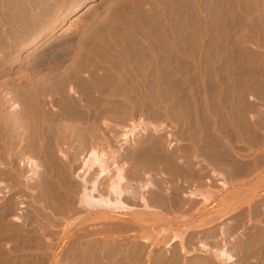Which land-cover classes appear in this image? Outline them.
<instances>
[{"label": "rangeland", "instance_id": "obj_1", "mask_svg": "<svg viewBox=\"0 0 264 264\" xmlns=\"http://www.w3.org/2000/svg\"><path fill=\"white\" fill-rule=\"evenodd\" d=\"M65 41L67 58L57 51ZM0 46V97L13 99L12 107L26 99L14 94L38 83L39 75L69 72L66 90L83 110L91 105V120L98 118L90 131L77 124V134L55 136L54 153L67 157V166L52 173L53 197L45 198L38 183L0 181V215L14 204L5 218L15 233L10 236L30 239L15 244L1 231L0 264H222L199 247L216 250L221 243L233 264H264V0H0ZM59 78L49 82L63 83ZM90 84L101 90L92 99L82 91ZM131 129L135 143L120 145ZM136 143L154 159L173 157V167L188 176L177 181L155 172V187L146 191L141 187L149 173L133 179L137 196L125 202L134 210L125 213L82 208L90 150L132 154ZM96 168L87 180L97 176ZM207 188L212 198L204 205L190 196ZM138 193L165 200L144 209ZM221 227L230 230L224 238ZM161 232L167 238L157 239ZM172 232L183 243L168 245Z\"/></svg>", "mask_w": 264, "mask_h": 264}, {"label": "bare ground", "instance_id": "obj_2", "mask_svg": "<svg viewBox=\"0 0 264 264\" xmlns=\"http://www.w3.org/2000/svg\"><path fill=\"white\" fill-rule=\"evenodd\" d=\"M31 41H33V40H31ZM60 43H58V44H60ZM68 43L66 41L65 42H62L60 44L62 48H59L60 45L59 46L56 45L57 46V51L59 50V53L64 54L63 55V58L64 57L67 58V54H68L67 53V50H68L67 45H68ZM65 47L67 48V50L64 49ZM55 50H56V48H55ZM60 60H62V59H60ZM41 62H43V61H41ZM33 73H35V72H33ZM59 73L60 72H57V73H51V72H49V73H45L44 75L43 74L42 75H39L40 74V72H39L38 73V75H39V77H38L39 78L38 83H36V84H31L30 83L29 86H26L25 87V89H23L21 91H18V94H14V95H17L18 98H19V94H21V93L26 96V99L25 100L24 99L23 100L21 99L22 102L18 106L12 107L13 106V102L11 104V100H13V99L8 100L7 98H1L0 97V168L2 169V170H0V181L2 180V181H6V182H10L12 184H15L16 182H19L21 179H23V182H25L27 180V181L33 182L34 185H36V183H38L39 185L41 184V188L43 189L42 192H44L45 198H50V195L52 194L51 193L52 190L49 191V189H50L49 184L54 181V177L55 176H53V174H52L54 172V170H55V172H56V170L59 171V175H60V173H62L61 171L64 170V167L67 166L66 165L67 163H65V162H67V159H66L67 157L66 158H63L62 157L63 160H59L60 157L58 159L57 156H56V154L54 153V149L53 148L54 147L56 148L59 145V137L57 138L55 136L56 135L57 136L59 135L61 137L64 136V134L66 132L71 131V130H75V127H76L77 124H79V125L81 124L82 127L84 126V130L90 131L92 129L91 127L94 126L95 123H97L96 122L97 121L96 120L97 117H95L94 119L91 120V118L93 117L92 114L90 113L91 112V107H89L91 105H88L87 106L85 104L86 106H83V108H84V110H83L82 107H80V105L79 106L77 105L76 101L70 95L71 92H72V90L70 88L69 89L67 88L68 91L66 90V85L67 84L65 85L66 82L64 80H65V78H67V79L69 78V72L68 73L61 72V74H59ZM76 76H77V74H76ZM58 77H60L61 79H63V81H62L63 83L56 82V84H54V82L53 83L52 82H49L50 80H52V79L54 80L55 78H58ZM75 79H78V77L75 78ZM82 88H83L82 91L84 93V96L85 97H88L89 99H92L91 97L93 96V93L96 92V89H98L96 86H92V85L91 86L82 87ZM74 90H75V88H74ZM99 91H101V90H99ZM76 92L73 91V93H75V94H76ZM96 93H98V91ZM23 98H24V96H23ZM54 98H58L57 105H55V106H54V103H53V99ZM45 99H49L50 102H52L53 104L51 103V105H47L45 103L46 101H44ZM91 104H92V102H91ZM9 106H10V108H8ZM100 127H101V125H100ZM146 130H148V129L143 128L142 129V132L140 133V135H144V133L146 132ZM135 131H136V129H133V130L131 129V130H128L127 132H125L124 134H122L121 141H123V143L120 144V145H126L128 142L130 143V141L133 140L134 137H135L134 136L135 135ZM77 133L78 132L76 131V134ZM92 133L90 135H92ZM68 134L70 135V133H68ZM90 135H88V136L85 135V136L86 137H89V139H90V137H91ZM93 135H95V133ZM72 136H73V134H72ZM188 136H189V134H188ZM77 137H79V136H77ZM139 138H140V136H137V138H136L137 142L141 141V139H139ZM77 139H79V138H77ZM86 140H88V139L86 138ZM81 142H83V141H81ZM131 142H133V141H131ZM65 143H66V141H65ZM68 143H70V142H68ZM78 143H80V142H78ZM133 143H135V142H133ZM154 143H155V141H154ZM136 144L137 145L134 144L135 146H133V147H134V149L137 148V150H136L137 152L132 153L133 156H130V155H128L126 153V154H123V155L121 154L119 156H116V158H115V152H114V155L112 153L111 154H107L106 153L107 154L106 155V154H104L102 152L90 150V153L88 154V157H89V160L90 161H89L88 165L85 166V163H86L85 162L84 163V166H83L84 168H86V172L87 173H84L85 175L83 174L84 176L81 177V181L84 183V186L82 184L83 187H82V189L80 191L79 203L82 206V208H84L87 211L97 212V213H101V214H104V213H125V212H128V211L134 210L131 206H128L126 204V202H125V197H127V195H131L132 196V195H135L137 193L136 192V188H133L131 186L132 185L131 182L133 181V179L134 180H137V181L139 179V181H140V177L142 175H144L145 173H149V174H147V177H146V179L149 180V182L147 181L146 186H142L141 187V189L145 190L146 187L149 188V186L155 185L154 182H151V177L152 176L150 177V175L151 174L153 175V173H155V172H159L158 174H160V172H164V174L166 173L168 175V178H173V179L176 178L177 181H179L181 178L183 179V178H186L188 176V173H184V171H182L183 169L179 171L177 168H174L173 167V162H172L173 161V159H172L173 157L172 158H169V157H166L165 156L164 158L161 157L160 159H154L150 155L147 156L146 154H143L141 152V150H139V148H138V146H139L138 143H136ZM89 145H93V141H92V144L90 143ZM91 148L92 147H90V149ZM57 149H59V146L57 147ZM84 149H85V147H84ZM77 150L79 151V149H77ZM60 151H57L56 150V152H59V153H60ZM116 154H118V152ZM58 156H61V153ZM33 157L36 158L37 161L34 160ZM118 157L122 158L121 161H124L125 159L129 160L128 161V164H121V165L118 164V166H116L115 165L116 164L115 160L118 162V160H117ZM174 157H175V155H174ZM184 157H186V155ZM94 165L98 168L97 176L96 177H93V179H91V181H89V180H87V177L89 176L88 175L89 172L91 170H93ZM70 167H68V168H70ZM70 169H72V167ZM179 169H181V168H179ZM241 174H242V172H241ZM192 176H193V174H192ZM76 177H77V175H76ZM191 179L194 180V178H192V177H191ZM100 180H101V182H102V180L107 181V195L106 196H103L101 190L99 189ZM262 180H264V179L262 178ZM61 181H63V178H62ZM190 181H192V180H190ZM87 183H89V184H87ZM263 183H264V181H263ZM7 184H9V183H7ZM55 184H53V185H55ZM138 184L140 185V183H138ZM27 185H28V183H27ZM34 185H33V187H34ZM259 185H260V182H259ZM11 186L13 187V185H11ZM222 186L223 187H226V185L224 183L222 184ZM15 187H16V184H15ZM61 187H62V185H61ZM153 187H155V186H153ZM25 189H27V188H25ZM38 190L40 191V189H38ZM139 190H140V188H139ZM154 190H155V188H154ZM39 191H38L37 194H39V193L41 194V192H39ZM35 192H37V189H36ZM61 192H59V193H61ZM55 196H57V193L55 194ZM136 196H137V194H136ZM190 196L193 197V198H198V200L200 199L202 201V205H204V204L208 203L210 201V199L212 198V190H211V188H207V189L203 190L201 193H198V194L195 192V190L192 191V192L190 191ZM62 197H63V195H62ZM170 197H172V196H170ZM138 199H139L138 201L141 203V205H142V207L144 209L149 208V205L152 204V202L154 204L155 203H157V204L158 203H161V205H162L163 200H165V198H163L162 195H159V196L156 195V198L153 197L152 200L151 199L148 200V198H145V195H142L141 196L140 193H138ZM166 200H167V198H166ZM166 202L167 203H170L171 200H167ZM59 204L60 203L58 202V208H59V206L61 208V205H59ZM37 205H39V204L37 203ZM167 205H169V204H167ZM12 206L9 205L8 208H7V210H6V212L4 211L5 213L1 214L3 216L0 215V233H1V231H3V234H5V236H6V234H9V236H10L11 235L10 234L11 232H12V234L14 233V230H12V227L6 225V223H5L6 216L7 215L14 214V209H13L14 207H12ZM43 206H45V205H43ZM63 206H64V204H63ZM47 210H45V211H47ZM56 212H57V210H56ZM54 213L55 212H53V214ZM61 213H62V211H61ZM136 215H137V213H136ZM64 217H65V215L63 216V218ZM136 217H138V219L141 220L144 216H142V214H138ZM45 218H46V216H45ZM45 218H44V220H45ZM150 219L152 220V218H150ZM14 220L18 222L20 219L16 216V217H14ZM40 220H41V218H40ZM136 220H137V218H136ZM48 221H50V220H48ZM156 221H158V220H156ZM50 224H51V222H50ZM58 228H60V227H58ZM120 228H121V226H120ZM40 229H43L44 230V228H40ZM219 229H220L219 234L221 235V238H224L230 232L229 229L227 230V229L222 228V227L219 228ZM39 231H42V230H39ZM44 232H45V230H44ZM168 234L166 232H161V233L157 234V239L158 238H162V237H166ZM170 234H171L172 239H171V241L169 242L168 245H170L171 243H173L175 241H180L181 243H183L182 242V240H183V236L182 235H180L177 232H172ZM213 234H214V232H213ZM9 236H8V238L11 239L10 242H12V243L14 242L15 244L16 243L18 244L21 241L23 243L24 242H27V241L28 242L30 241V239H28L29 237L27 239L22 237L21 240H20L19 238H14V236H10V237ZM151 236L149 235L146 238L149 239V238H151ZM8 238H6V239H8ZM199 247L202 248L203 251H206V252L209 251V252H211L213 254V256L215 257V259L218 262H220L222 264H233L234 258L231 255L232 253L229 251V249L227 248V246L225 244L221 243V245L219 247H217L216 250H214V249L213 250L212 249L209 250V247H207L206 245H203V244H202V246H199Z\"/></svg>", "mask_w": 264, "mask_h": 264}, {"label": "flooded vegetation", "instance_id": "obj_3", "mask_svg": "<svg viewBox=\"0 0 264 264\" xmlns=\"http://www.w3.org/2000/svg\"><path fill=\"white\" fill-rule=\"evenodd\" d=\"M141 152H142V151H141ZM123 154H124V153H123ZM123 154H122V155H123ZM119 155H121V154L115 155V158H116V156H119ZM128 155L133 156V154H128ZM121 159H122V158L118 157L117 160H118V161H119V160L121 161Z\"/></svg>", "mask_w": 264, "mask_h": 264}]
</instances>
